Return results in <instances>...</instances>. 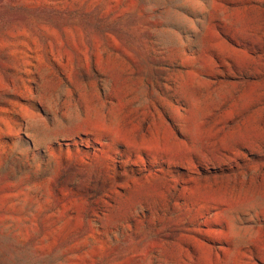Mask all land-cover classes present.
Here are the masks:
<instances>
[{"label": "rangeland", "instance_id": "374dc122", "mask_svg": "<svg viewBox=\"0 0 264 264\" xmlns=\"http://www.w3.org/2000/svg\"><path fill=\"white\" fill-rule=\"evenodd\" d=\"M0 264H264V0H0Z\"/></svg>", "mask_w": 264, "mask_h": 264}]
</instances>
